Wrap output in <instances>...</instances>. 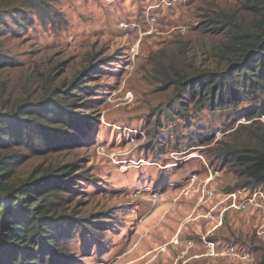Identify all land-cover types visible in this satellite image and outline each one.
Here are the masks:
<instances>
[{
	"label": "rangeland",
	"instance_id": "rangeland-1",
	"mask_svg": "<svg viewBox=\"0 0 264 264\" xmlns=\"http://www.w3.org/2000/svg\"><path fill=\"white\" fill-rule=\"evenodd\" d=\"M207 1L46 0L34 25L10 40L22 64L32 70L48 64L53 78L76 75L89 62L98 61L94 67L102 69L78 93L86 100L76 111L93 123L89 141L58 146L53 151H61L48 156L28 153L15 170L19 175L40 163L83 161L85 176L72 189L78 200L60 209L74 208L73 220L88 216L82 224L91 228L75 224L63 236L61 250L68 258L62 264H188L203 257L254 263L264 253L262 243L253 252L235 244L251 233L264 243V191L255 190L259 206H240L252 196L247 188L224 191L232 174L210 164L216 141H231L217 113L201 117L209 141L197 140L198 147L184 155L161 154L146 121L168 99V75L208 64L195 42L200 32L210 31L207 11L233 13L244 0ZM218 38L223 41L220 33Z\"/></svg>",
	"mask_w": 264,
	"mask_h": 264
},
{
	"label": "trees",
	"instance_id": "trees-1",
	"mask_svg": "<svg viewBox=\"0 0 264 264\" xmlns=\"http://www.w3.org/2000/svg\"><path fill=\"white\" fill-rule=\"evenodd\" d=\"M45 2L0 0V264H62L68 258L61 250L63 236L69 237L75 224L91 228L82 224L88 216L73 220L74 208L60 209L78 200L72 189L85 176L82 160L40 163L19 175L15 171L28 153L48 156L58 146L91 138L92 119L76 111V105L86 100L80 99L79 90L88 89L83 82L102 70L94 67L99 62H89L71 77L53 78L48 64L34 70L22 64L16 43H10L34 25ZM205 16L210 31L200 32L195 42L208 64L201 71L184 67L167 76L163 86L168 99L151 109L146 120L156 137L152 145L161 154H189L198 147L197 140L209 141L201 117L217 113L231 140L216 141L209 151L211 166L232 174L224 191H264V0H244L233 13L209 9ZM235 242L249 252L259 251L258 243L264 245L255 233ZM223 259L203 257L188 264H264V253L254 263Z\"/></svg>",
	"mask_w": 264,
	"mask_h": 264
},
{
	"label": "built area",
	"instance_id": "built-area-1",
	"mask_svg": "<svg viewBox=\"0 0 264 264\" xmlns=\"http://www.w3.org/2000/svg\"><path fill=\"white\" fill-rule=\"evenodd\" d=\"M163 2L165 3L166 2V0H163ZM162 2V3H163ZM261 194L260 193H257V191H255V192H253L252 193V196L251 197H249V198H247V199H242L241 201H240V206H241V204H244L245 202H251L252 201V204H254V205H258V203L256 202V199L260 196ZM231 196L235 199V193H232L231 194ZM258 196V197H257ZM243 202V203H242ZM235 206V205H234ZM259 206V205H258ZM213 247V245H210V248H212ZM230 250V249H229ZM231 250H234V249H231ZM235 251V250H234ZM232 252V251H231ZM211 254H214V253H211ZM235 254V253H234Z\"/></svg>",
	"mask_w": 264,
	"mask_h": 264
}]
</instances>
